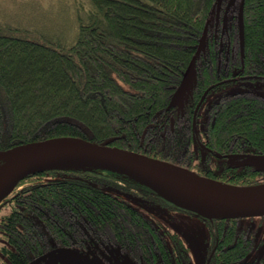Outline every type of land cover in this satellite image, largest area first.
Listing matches in <instances>:
<instances>
[{
	"label": "trees",
	"instance_id": "obj_1",
	"mask_svg": "<svg viewBox=\"0 0 264 264\" xmlns=\"http://www.w3.org/2000/svg\"><path fill=\"white\" fill-rule=\"evenodd\" d=\"M241 1L84 0L72 20L56 22L64 28L0 20V150L74 135L234 184L264 182L255 171L231 175L215 156L264 152V93L253 88L264 83V0H245L244 45ZM194 57L193 79L171 103ZM119 190L201 217L214 264H264V255L246 259L258 242L244 217H209L107 167H48L22 179L0 204L1 259L32 264L99 243L137 264L188 263L183 237L172 233L170 243Z\"/></svg>",
	"mask_w": 264,
	"mask_h": 264
},
{
	"label": "water",
	"instance_id": "obj_2",
	"mask_svg": "<svg viewBox=\"0 0 264 264\" xmlns=\"http://www.w3.org/2000/svg\"><path fill=\"white\" fill-rule=\"evenodd\" d=\"M232 2L233 0H229L228 5ZM244 4L245 0H242L239 11L242 45H244L245 37ZM204 39L205 36L201 41L203 42ZM195 66L196 57L193 58L188 66L171 103L182 98L193 79ZM211 87L204 92L196 110L199 109ZM111 143L112 140L100 143L81 136L62 135L0 150V160H3L0 164V204L14 192L20 181L28 175L44 168L60 167L50 166V164L66 158H89L104 163L105 166L100 167L112 168L123 172L153 187L165 196H167L164 193L165 191H178L189 197L217 203L230 211L221 215H234L237 217L264 215V183H230L201 174L192 168L172 161L150 156L129 148L119 147ZM246 163L256 165L264 170V154L252 155L247 159ZM177 203L203 213L199 208L180 202ZM50 253L37 261L45 259ZM88 264L96 263L91 261Z\"/></svg>",
	"mask_w": 264,
	"mask_h": 264
},
{
	"label": "rangeland",
	"instance_id": "obj_3",
	"mask_svg": "<svg viewBox=\"0 0 264 264\" xmlns=\"http://www.w3.org/2000/svg\"><path fill=\"white\" fill-rule=\"evenodd\" d=\"M82 1L84 0H0V20L33 27L46 24L47 27L53 28L56 22L72 20L80 7L79 5L84 4ZM58 25L57 28H64L62 25ZM253 88L264 92V83H257ZM134 188L136 189V187ZM119 192L159 223L166 231L170 243H172V233H178L183 237L191 255L190 261L185 264H214L210 260L212 253L210 231L207 223L201 217L168 203L162 205L133 190H119ZM243 221L257 228L258 246L247 254L246 259H258L264 255V218L259 216L244 217ZM6 243L5 240L0 239V264L6 263L1 259L4 255L1 247ZM91 261L96 264H137L128 256H124L118 247L103 246L99 243L73 249H58L52 251L45 259L35 263L88 264Z\"/></svg>",
	"mask_w": 264,
	"mask_h": 264
},
{
	"label": "bare ground",
	"instance_id": "obj_4",
	"mask_svg": "<svg viewBox=\"0 0 264 264\" xmlns=\"http://www.w3.org/2000/svg\"><path fill=\"white\" fill-rule=\"evenodd\" d=\"M50 166H60V167H83V168H94L98 169L100 166H105L104 163L99 161L89 159V158H66L60 160L59 162L50 164ZM171 199L195 207L199 208L203 211L204 214L208 216H216L221 214H227L230 211L219 205L217 203L204 201L199 198L189 197L186 194L178 191L168 190L164 192Z\"/></svg>",
	"mask_w": 264,
	"mask_h": 264
},
{
	"label": "flooded vegetation",
	"instance_id": "obj_5",
	"mask_svg": "<svg viewBox=\"0 0 264 264\" xmlns=\"http://www.w3.org/2000/svg\"><path fill=\"white\" fill-rule=\"evenodd\" d=\"M224 31L228 32V28H226ZM224 31H223V33H224ZM228 51H229V48H228ZM193 126H194V124H193ZM200 127H201V129L204 130V128L206 127V124L202 123V124H200ZM198 149L201 153L202 159H205L207 153L211 152V149L208 146V141H203V142L201 141L199 143ZM255 154H264V152L263 153H254V152H248V151H244V150H235V151L229 153V156H226V157L219 152H215V156L218 159H220V161L223 164L222 170L228 171L231 175H235V176L246 175L251 171L252 172L255 171L257 174H260V179L263 180L264 179V170L260 169L256 165L246 163L247 159L250 156L255 155ZM260 183H264V182H260ZM255 184H258V183H255ZM259 217L264 218V215L259 216ZM35 264H39V263H35Z\"/></svg>",
	"mask_w": 264,
	"mask_h": 264
}]
</instances>
